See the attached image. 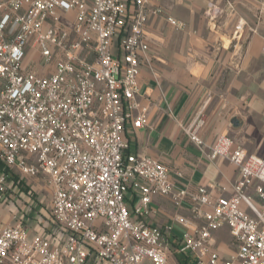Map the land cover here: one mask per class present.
<instances>
[{"label":"built area","instance_id":"2783aa9c","mask_svg":"<svg viewBox=\"0 0 264 264\" xmlns=\"http://www.w3.org/2000/svg\"><path fill=\"white\" fill-rule=\"evenodd\" d=\"M147 4L0 0V161L21 178L42 175L52 195L38 230L14 214L0 224V264H169L173 254L186 259L176 264H264V159L220 135L210 158L227 159L239 178L229 196L212 198L206 187L189 194L157 159L124 152L126 122L140 128L147 121L136 99ZM205 13L212 19L220 11L210 2ZM200 125L186 128L197 145ZM8 179L0 171L2 206L16 196ZM251 184L260 206L246 194ZM188 195V217L146 223L153 197L180 205ZM223 226L235 245L227 254L215 245Z\"/></svg>","mask_w":264,"mask_h":264},{"label":"crops","instance_id":"0c3cea01","mask_svg":"<svg viewBox=\"0 0 264 264\" xmlns=\"http://www.w3.org/2000/svg\"><path fill=\"white\" fill-rule=\"evenodd\" d=\"M210 2L220 11L212 19L205 13ZM155 8L161 12L152 13ZM147 9L148 49L140 55L136 96L147 108V121L140 128L126 122L124 152L157 159L189 194L206 187L212 198L229 196L239 169L225 158H210L218 137L226 135L233 147L264 159V0H148ZM169 17L182 27L170 24ZM197 120L201 145L186 132ZM125 202L134 220L137 201L131 192ZM192 204L190 195L180 205L155 196L145 221L169 224L176 215L188 217ZM8 211L0 205V224H11ZM180 232L174 224L175 245ZM227 232L226 226L214 232L215 245L225 254L221 241ZM185 260L173 254L168 263Z\"/></svg>","mask_w":264,"mask_h":264},{"label":"rangeland","instance_id":"374dc122","mask_svg":"<svg viewBox=\"0 0 264 264\" xmlns=\"http://www.w3.org/2000/svg\"><path fill=\"white\" fill-rule=\"evenodd\" d=\"M24 182L30 188L31 193L29 196L26 195L27 197L23 196L19 198L16 194L12 201L3 207L9 209L8 212L10 214L16 215V218L20 219L24 226L33 232V230L39 227V220L42 217L45 218L49 215L52 195L51 190L46 185L42 175H39L36 178H26ZM251 189H253V187H251ZM251 189L247 188V195L251 194ZM218 242L219 241L217 240V243ZM221 242H224L222 245L224 251L230 252L235 249L234 242L228 232L224 237V241Z\"/></svg>","mask_w":264,"mask_h":264},{"label":"trees","instance_id":"16d2710c","mask_svg":"<svg viewBox=\"0 0 264 264\" xmlns=\"http://www.w3.org/2000/svg\"><path fill=\"white\" fill-rule=\"evenodd\" d=\"M0 171L4 173L9 174V182H10V188L9 191L13 192L15 195H19L20 193H24L27 196H29L30 188L28 185L25 184V179L21 178L14 169L9 168L5 166L1 161H0Z\"/></svg>","mask_w":264,"mask_h":264}]
</instances>
